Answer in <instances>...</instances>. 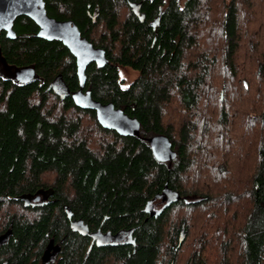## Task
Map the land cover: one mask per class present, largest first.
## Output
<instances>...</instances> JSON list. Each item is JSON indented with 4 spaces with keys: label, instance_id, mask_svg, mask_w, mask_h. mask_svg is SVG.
Returning <instances> with one entry per match:
<instances>
[{
    "label": "trees",
    "instance_id": "trees-1",
    "mask_svg": "<svg viewBox=\"0 0 264 264\" xmlns=\"http://www.w3.org/2000/svg\"><path fill=\"white\" fill-rule=\"evenodd\" d=\"M44 1L105 50L86 89L140 130L120 135L75 104V57L32 19L2 32L0 61L43 81L0 75V264H39L55 243L57 264H264V0ZM120 66L138 71L127 87ZM155 135L174 159L155 158ZM98 227L134 228L136 244L89 249Z\"/></svg>",
    "mask_w": 264,
    "mask_h": 264
},
{
    "label": "water",
    "instance_id": "water-1",
    "mask_svg": "<svg viewBox=\"0 0 264 264\" xmlns=\"http://www.w3.org/2000/svg\"><path fill=\"white\" fill-rule=\"evenodd\" d=\"M132 10L141 21L145 20V13L141 12L140 3L131 4ZM21 16H27L32 19L39 31L37 36L48 41L62 42L76 58L77 76L79 78V89L72 94L75 104L83 109H91L96 112L99 123L107 129L115 130L123 136H134L139 134L140 121L130 116L125 111L117 108L114 103H103L96 100L90 90H86L87 69L95 63L98 67H104L109 63L106 52L102 48H97L86 37H83L79 27L72 20H57L48 14L44 0H0V37L1 33L6 32L9 39H16L17 35L14 29L15 21ZM97 14L93 15L94 21ZM1 51V47H0ZM1 58V55H0ZM8 79L17 84H26L40 79L36 67L11 66L8 71ZM55 82L51 87H55ZM60 95H63L62 93ZM150 146L155 158L166 162L176 157V151L173 143L168 136L155 135L149 139ZM42 195L48 199L53 195L52 190L39 191V196L35 200L41 199ZM23 199L30 196H23ZM187 230L185 221L182 224L179 236L178 246H181ZM173 264V262H171Z\"/></svg>",
    "mask_w": 264,
    "mask_h": 264
},
{
    "label": "flooded vegetation",
    "instance_id": "flooded-vegetation-1",
    "mask_svg": "<svg viewBox=\"0 0 264 264\" xmlns=\"http://www.w3.org/2000/svg\"><path fill=\"white\" fill-rule=\"evenodd\" d=\"M94 14H96V13H94ZM93 20H94V18H93ZM10 67H11V65L5 64L2 61H0V75L8 78V71H9ZM76 67H77V65H76ZM38 81H43V78L40 77V79ZM55 87L57 89L56 92L58 94H61V93L62 94H68V95L71 94L69 92V90H67L65 85H63V83H61V81H57L55 84ZM86 90L87 89H85V91ZM161 206L162 205H159L158 207H161ZM154 207H157V206H154ZM80 225H82V223H79L78 221L75 223V226L77 228ZM88 232H89V236H90L89 249H91L93 247V245L117 246V245H122V244H127V245H135L136 244V240H135V236H134V228L130 229V230L121 228V229L114 231L112 229L102 230L100 227H98V228H89ZM55 245L58 246L57 250L55 249ZM55 245L50 246V248L47 250L46 254L42 257V260L39 264H57V260H58V257L60 255L59 254L60 246L56 243H55Z\"/></svg>",
    "mask_w": 264,
    "mask_h": 264
},
{
    "label": "rangeland",
    "instance_id": "rangeland-1",
    "mask_svg": "<svg viewBox=\"0 0 264 264\" xmlns=\"http://www.w3.org/2000/svg\"><path fill=\"white\" fill-rule=\"evenodd\" d=\"M119 71H120V77L123 80L122 85L124 87L129 86L138 76V71L130 67L120 66Z\"/></svg>",
    "mask_w": 264,
    "mask_h": 264
}]
</instances>
